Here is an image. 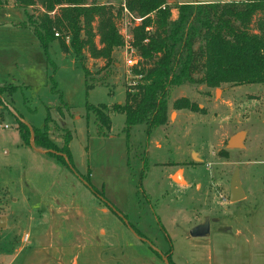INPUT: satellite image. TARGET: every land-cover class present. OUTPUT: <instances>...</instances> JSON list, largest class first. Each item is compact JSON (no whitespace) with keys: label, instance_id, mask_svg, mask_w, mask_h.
<instances>
[{"label":"rangeland","instance_id":"374dc122","mask_svg":"<svg viewBox=\"0 0 264 264\" xmlns=\"http://www.w3.org/2000/svg\"><path fill=\"white\" fill-rule=\"evenodd\" d=\"M95 1L117 14L123 45L109 67L84 52L88 87L71 52L57 41L45 50L0 10V47L11 49L0 60L18 64L10 74L0 68V264H168V253L174 264H264V84L171 87L164 126L124 131L115 107L132 81L126 52L139 22L120 14L121 0ZM195 1L220 2L169 0ZM9 4L25 25L45 12L40 1L0 0ZM176 100L187 107L174 109ZM87 105L109 115L106 135ZM47 115L54 147L36 148L25 131L20 138L19 120L42 130ZM69 133L71 159L62 150ZM240 133L243 147L228 148ZM235 173L245 197L231 202ZM207 221L209 236L189 235Z\"/></svg>","mask_w":264,"mask_h":264},{"label":"trees","instance_id":"16d2710c","mask_svg":"<svg viewBox=\"0 0 264 264\" xmlns=\"http://www.w3.org/2000/svg\"><path fill=\"white\" fill-rule=\"evenodd\" d=\"M37 1L45 12L36 18L29 16L27 25L21 22L15 27L31 30L45 50L57 41L64 53L71 52L80 62L88 87L89 71L82 61L84 52L90 58L105 60L104 67H109L113 65L114 49L123 45L115 23L117 14L111 6L95 0H16V3L27 8ZM124 1L132 17L140 19L132 29V48L137 59L128 68L132 81L126 86L123 104L115 107L116 112L125 115L124 131L137 125H145L149 132L164 126L171 87L264 84V0L195 1L174 7L167 0ZM118 10L122 15L121 5ZM50 80L55 90L56 85ZM4 86H0V103ZM55 93L59 95V91ZM60 100L62 103L61 97ZM187 105L186 100L173 102L174 109ZM87 110L94 113L98 133L106 135L111 126L109 115L88 105ZM49 119L47 115L42 130L27 129L19 120L20 138L24 140L21 131H25L33 137L36 148L54 147L47 134ZM70 140V133L64 136L62 149L69 159ZM146 166L144 158L143 169ZM144 174L143 171L141 180ZM167 255V263L174 264L171 253Z\"/></svg>","mask_w":264,"mask_h":264},{"label":"water","instance_id":"95a60500","mask_svg":"<svg viewBox=\"0 0 264 264\" xmlns=\"http://www.w3.org/2000/svg\"><path fill=\"white\" fill-rule=\"evenodd\" d=\"M243 135L237 134L234 137L230 138L227 142L228 148H234V149H241L243 147L242 144ZM180 172H177L175 176L179 175ZM176 179V178H175ZM245 195L241 188L239 176L237 173H235L232 177L231 181V187H230V201L231 202H237L242 199H244ZM209 221H207L205 224L199 225L195 227L191 232V237H201V236H208L209 235ZM5 220H0V226H4Z\"/></svg>","mask_w":264,"mask_h":264},{"label":"crops","instance_id":"0c3cea01","mask_svg":"<svg viewBox=\"0 0 264 264\" xmlns=\"http://www.w3.org/2000/svg\"><path fill=\"white\" fill-rule=\"evenodd\" d=\"M168 1V4H170V2H169V0H167ZM222 1H225V0H220V2H222ZM200 2H203V3H206V2H209V1H200ZM180 4V3H179ZM6 10V12H7V14H6V17H7V19L9 18V19H11V21L9 22L10 24H11V26L12 27H15V25H17V24H19V23H21V19H22V10H20V9H18V8H16L15 6H12V5H4V6H0V10ZM13 11H18V18L19 19H13V18H16V16L15 17H13L14 16V14H13ZM13 15V16H12ZM2 22V21H1ZM5 22V21H4ZM3 22V23H4ZM1 24V23H0ZM14 29H18V28H14ZM20 29V28H19ZM6 46H4V44H1V47H0V54H6V52L7 51H11V49L10 48H8V50L5 48ZM29 51V49H26V52H28ZM1 59V58H0ZM18 64L17 63H15V64H9V63H7L6 61H5V59H3V61L2 60H0V68H1V71L2 72H4V70H7V71H9L7 74H10L11 72H13V68H15V69H17L18 68V66H17ZM21 69H24V66H21L20 67ZM20 69V70H21ZM209 236V235H208ZM254 236V235H253ZM240 252H242V250H240ZM250 254H252V252L250 253Z\"/></svg>","mask_w":264,"mask_h":264},{"label":"built area","instance_id":"2783aa9c","mask_svg":"<svg viewBox=\"0 0 264 264\" xmlns=\"http://www.w3.org/2000/svg\"><path fill=\"white\" fill-rule=\"evenodd\" d=\"M120 5L122 6L123 12L125 13L126 16L130 17L131 19H133V20H135V21L140 22V19H134V18L132 17V15L128 12V10H127L126 7H125V1H124V0H121ZM56 36H57V34H56ZM129 49H130V50L126 52V54H127V59H126V61H125V62H126L127 69H128L129 67L133 66V65L136 63V61H137L136 56H135V51H134V49H133L132 47H130ZM25 240H26V241L28 240V236H27V235L25 236Z\"/></svg>","mask_w":264,"mask_h":264},{"label":"bare ground","instance_id":"6f19581e","mask_svg":"<svg viewBox=\"0 0 264 264\" xmlns=\"http://www.w3.org/2000/svg\"><path fill=\"white\" fill-rule=\"evenodd\" d=\"M174 178H176V179H180V180H181V175H180V173H179V175L175 176Z\"/></svg>","mask_w":264,"mask_h":264}]
</instances>
